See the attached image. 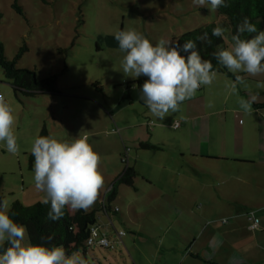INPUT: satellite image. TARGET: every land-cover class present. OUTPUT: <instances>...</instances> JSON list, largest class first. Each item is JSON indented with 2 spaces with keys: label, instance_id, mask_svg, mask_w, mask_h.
<instances>
[{
  "label": "crops",
  "instance_id": "0c3cea01",
  "mask_svg": "<svg viewBox=\"0 0 264 264\" xmlns=\"http://www.w3.org/2000/svg\"><path fill=\"white\" fill-rule=\"evenodd\" d=\"M216 73L210 85L200 87L178 112H170L163 120L153 117L140 102L138 78L120 85L121 93L110 104L97 95L84 94L76 83L72 91L61 93L65 97L61 103L44 93L16 96L28 110L16 132L17 158L22 160L23 153L29 164L32 143L44 125L48 128L47 119L54 120V127H70L65 111L71 107V98L90 99L113 126L114 132L107 135L112 137L113 155L137 172L134 183L128 185L131 189L118 187L115 199L123 207L119 208L117 200L110 203L109 211L102 206L108 220H98L100 230L126 248L133 264H259L249 255L256 247L264 251V238L257 244L254 234L249 236L250 229L257 228H252L253 220L245 213H262L259 225L264 233V98H255L251 110L245 112L239 101L251 99L242 95L247 90L239 83V95L232 97L235 90L229 91L226 85L236 78ZM0 83V94L12 105L11 83ZM35 100L42 102V108L33 111ZM58 106L64 113L58 112ZM108 109L111 119L105 112ZM173 121L179 126L173 128ZM48 129L52 134L55 128ZM100 131L91 129L90 144L96 143ZM142 142L159 149H143ZM20 168L22 191L32 189L28 201L41 200L45 193L35 189L34 174L26 179L22 164ZM118 175V171L106 172L97 199L87 210L108 200L112 186L108 192L104 187ZM111 215H118L126 226L120 229L125 232L120 243V230L116 237L110 233L115 228Z\"/></svg>",
  "mask_w": 264,
  "mask_h": 264
},
{
  "label": "rangeland",
  "instance_id": "374dc122",
  "mask_svg": "<svg viewBox=\"0 0 264 264\" xmlns=\"http://www.w3.org/2000/svg\"><path fill=\"white\" fill-rule=\"evenodd\" d=\"M0 10L3 13L0 41L4 45L6 56L14 59L21 47H27L18 58L17 67L33 69L39 80L52 74L57 75L59 92L44 93V95L56 98L60 103L65 99L61 93L64 94L69 89L72 91L74 87H71L75 83L84 94L97 95L104 102L108 100L109 104L117 99L121 93L120 85L125 84L126 80L134 79L122 72L121 61L126 53L120 50L119 43L115 39V33L124 28L136 29L155 45L161 37L172 41V38L187 31L215 22L225 29L223 48L231 44L232 33L228 16L217 10L210 11V5L196 6L192 0H0ZM233 74L239 75V73ZM242 77L244 82L240 84L247 90L242 92L245 98H264L260 95L264 90V75L250 77L246 74ZM0 80L8 81L2 68H0ZM238 90L236 87L232 97H235L236 93L239 95ZM8 91L16 116L15 132L18 133V127L28 117V110L16 97L11 85ZM22 99L24 100V97ZM70 100L69 111L61 110V106L57 107L59 113L65 111L70 127L58 125L54 127V120L47 119L48 128L49 126L55 128L51 131L52 135L57 139L68 141L79 134L87 135L90 137V143L91 129L101 130L96 143H91L101 158L100 171L103 176L108 170L118 171L121 174L126 164L120 157L118 159L113 155L112 137L107 135L114 131L113 126L110 127V122L106 121V114L102 110H95L90 99H79V101L71 98ZM35 101L36 107H32L33 111L42 108V102ZM105 112L111 119V110ZM18 155L9 153L5 142L0 141V199L6 198L9 208L16 200L25 206L38 202L27 199L32 189L25 188V191H22L21 164L26 179L34 174V170L29 169L27 155L21 153L19 158L22 160L17 158ZM113 182L105 181L107 185L104 189L107 192ZM119 187L123 190L131 189L126 184H121ZM115 200L117 198L112 202ZM105 201L107 204L108 200ZM101 203L102 201L97 212L98 220L100 222L104 219L103 221L106 222L108 217ZM116 203L120 209L123 207L119 200ZM198 204H202V201ZM249 212L250 210L245 215L247 216L248 213L250 216ZM101 214L105 216L101 218ZM254 214L259 221H262V213L256 211ZM111 218L114 220L115 228L111 227L110 233L111 236L116 237V231L126 229V226L118 215H111ZM261 229L262 226L259 225L257 229L249 231V236L254 234L256 237L257 244H261L264 238ZM114 245V248L93 246L86 253L82 249L79 252L86 258L88 264H133L126 248L123 249L117 242ZM262 245L264 247V243ZM258 249L256 247L253 254L249 255L250 259H258L259 264H264V251ZM254 253L255 256L258 254L257 257L253 256Z\"/></svg>",
  "mask_w": 264,
  "mask_h": 264
},
{
  "label": "clouds",
  "instance_id": "9594fccd",
  "mask_svg": "<svg viewBox=\"0 0 264 264\" xmlns=\"http://www.w3.org/2000/svg\"><path fill=\"white\" fill-rule=\"evenodd\" d=\"M199 7L210 5V11L228 7V0H192ZM249 35L244 38V34ZM212 35L225 38V29L219 25ZM123 57L122 72L132 78L146 77L141 90V100L151 115L159 120L180 110L182 102L191 98L201 86L210 85L216 78L211 61L203 59L195 41L184 44L161 37L155 45L134 28H124L115 33ZM211 44L207 32L196 38ZM217 61L233 73L249 76L264 75V30H258L248 17L238 24L231 36V44L213 53ZM241 75L226 87L234 91L243 83ZM135 87V86H134ZM250 100L241 99L240 107L251 110ZM152 123H156L154 119ZM16 116L11 104L0 94V141L7 151L19 152L15 132ZM172 127H177L173 121ZM34 157V187L45 193L42 203L49 206L47 219L58 222L64 209L87 210L98 196L104 183L100 171V156L88 142L87 135H78L71 141L57 139L51 133L37 136L31 146ZM44 239L51 241L53 237ZM0 264H88L79 251L70 254L63 245L33 244L27 237L26 226L17 223L10 215L9 202L0 199Z\"/></svg>",
  "mask_w": 264,
  "mask_h": 264
},
{
  "label": "trees",
  "instance_id": "16d2710c",
  "mask_svg": "<svg viewBox=\"0 0 264 264\" xmlns=\"http://www.w3.org/2000/svg\"><path fill=\"white\" fill-rule=\"evenodd\" d=\"M228 4V7H220L217 11L228 16L232 35L236 33V28L244 17H248L251 22L256 25L258 30H264V0H228ZM16 8L21 12L17 5ZM2 19L3 13L0 10V24ZM216 26L217 24L215 22L207 23L200 28L187 31L172 38V41L178 42L181 45L189 40L195 41L201 57L211 61L214 71L223 72L236 78L237 75L221 65L213 55V53L219 48H222L225 43L224 38L222 39L212 35V30ZM205 32L208 33L212 41L211 44L201 43L196 39L199 35H202ZM249 35L253 34L245 33L244 38H247ZM26 50L27 47H21L17 56L14 59H9L5 54L4 45L0 41V68L4 70L5 76L11 83L15 95L18 98H21V95L58 93L59 87L57 85V75L52 74L43 80H39L33 69L17 67L18 58ZM145 79L146 77L142 76L135 80V84L139 90V100L142 104L144 103L141 100L140 87H142ZM49 134V129L44 125L39 136H48ZM139 146L143 149H159L158 146L145 142L140 143ZM28 157L29 166L32 168L34 157L31 152H29ZM136 176V170L127 165L124 171L114 179L112 188L109 191L107 204L101 203L105 210L109 211L111 209L110 203L117 196L119 185H132ZM48 211L49 206L44 205L41 201L25 206L20 201L16 200L10 207V215L17 223L26 226L28 238L31 239L33 244H47L48 246L53 244L57 246L63 245L66 252L69 254L81 249L86 253L87 250L91 248V246L88 245L87 240L90 235L91 227L98 225L97 212L99 211V208L71 212L66 207L64 209L65 215L63 219L58 222H52L47 219ZM252 212L255 211H250L249 213ZM48 236L53 237V239L51 241L44 239Z\"/></svg>",
  "mask_w": 264,
  "mask_h": 264
},
{
  "label": "built area",
  "instance_id": "2783aa9c",
  "mask_svg": "<svg viewBox=\"0 0 264 264\" xmlns=\"http://www.w3.org/2000/svg\"><path fill=\"white\" fill-rule=\"evenodd\" d=\"M179 122H177V127L179 126ZM125 160V158H124ZM255 212H252L249 216L250 219L253 220L252 228H258L259 226V219L255 216ZM125 234L123 230H120L118 232V241L119 243L121 241V236ZM116 241H114L112 238H110L107 234L103 233L98 225H94L91 227L90 235L88 237L87 243L91 247L98 246V247H105V248H114Z\"/></svg>",
  "mask_w": 264,
  "mask_h": 264
}]
</instances>
